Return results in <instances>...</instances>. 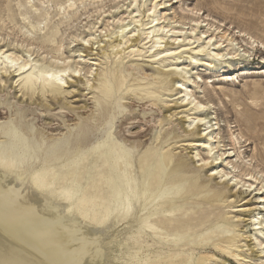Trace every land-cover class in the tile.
Listing matches in <instances>:
<instances>
[{
    "label": "bare ground",
    "instance_id": "1",
    "mask_svg": "<svg viewBox=\"0 0 264 264\" xmlns=\"http://www.w3.org/2000/svg\"><path fill=\"white\" fill-rule=\"evenodd\" d=\"M170 2L131 0L132 9L122 13V16L127 14V19H137L134 23L140 22V26H143L142 32L133 26L132 33H138L133 41L140 43L139 35L144 36L142 40L150 44L149 52L153 51L150 58L157 60L163 54L175 56L183 51L190 54L188 65H176L169 72L155 71V74L161 75V82L170 76L168 87L172 86L177 91L182 106H190L189 110L194 112L193 117L186 116L188 121L179 120L178 125L182 133H194L196 138L191 142L196 147H202L206 157L193 160L199 157L196 152L190 161L195 169L205 171L210 181L218 180L216 186L211 189L206 187L200 180L199 172L194 171L188 179H178L179 170L168 168L170 162L164 161L156 152L146 153L139 160L136 171L133 151L141 143H132L125 150L118 143L116 135L123 139V144H127L139 137L130 135L141 132L148 125L146 132L170 126L173 123L169 119L171 115H162V107L155 101L131 98L127 102L125 97L116 112L107 106L85 105L74 109L76 114L72 118L58 114L59 121H44L37 115L38 112L43 114L45 110L54 112L62 108L47 102L32 101V98L28 102L14 96L17 105L25 103L29 107H36L34 115L38 122L31 134L18 129L14 122L0 127V264H203L207 260L210 262L216 251L223 256L240 258L241 254L230 248L235 237L243 238L244 233H238L242 227L235 230L236 224L216 222L220 218V208H233L239 194L237 191L252 188L254 183L251 179H258L252 173H235L236 167L229 161L226 164L230 166L229 170L222 166L227 159L234 157L238 163L243 158L234 150L227 155L226 152L219 153L215 145L216 128L213 129L208 113L211 107L193 98L192 90L188 88L189 83L194 81L186 76L190 61L197 63V56L208 58L209 61L203 65L213 68L214 62L223 64L237 58L240 61L247 52L243 50V54H239L237 50L229 49L232 46L230 40H226V45L225 41L222 42L226 33L220 40L214 35L204 37L207 32H201L198 38L191 37L190 34L194 35L200 24L199 13L194 8L188 13L197 16V19L191 20L194 24L187 31L170 26L175 16L164 25L166 15L162 12H167V8L173 6ZM74 6L73 2L66 8L72 9ZM100 11L99 8L96 10ZM144 18L149 22L144 23ZM122 20L118 18L117 22ZM118 29L124 32L123 26ZM188 31L189 36H185ZM237 33V38H248L252 48L255 44L264 48L263 42L245 30ZM55 34L52 33L43 42L53 43ZM203 37L206 42L199 44ZM78 38L80 36H73L72 42ZM169 38L172 42H168ZM0 41H4V38ZM81 41L88 43L89 40L82 37ZM186 41L187 44L173 48L175 42ZM120 44L121 41H118L115 47ZM163 44V50L156 52ZM54 52L58 54L59 48ZM31 56L29 51L23 58L0 48V66L5 72L13 69L10 74H14V77L27 73L20 80L30 85L32 95L36 90L33 87L38 82L44 89L47 85L64 89L63 85L69 84L68 78L74 80L80 73V68L66 59H54L53 66L37 68ZM86 56L78 55L79 59ZM127 68L133 80L148 76L141 64L131 63ZM123 84L124 80H116L115 84L105 86L102 93L109 97ZM3 92L4 88H1L0 94ZM2 112L0 120L8 114L5 109ZM117 116L119 126L113 130ZM96 126L103 127L99 136L95 134ZM134 129L136 131L133 132ZM147 135L145 133L141 137ZM171 138L168 133L158 148L162 149L161 146ZM230 140L235 146L238 143L237 135L230 133ZM243 164L250 167V164ZM245 176H249L248 179H243ZM254 190L259 192L262 186ZM258 200L256 206L262 204L264 208V196L260 194ZM205 206L209 207L202 208ZM253 211L257 209H248L250 215L244 226H255L258 235L254 234L253 237L257 246L261 247L260 253H264V221L252 215ZM224 244L228 246L225 248ZM153 246H158L160 254H155L151 259L149 255ZM163 247L168 250L174 248V251L166 255ZM196 250L205 251V255L193 258Z\"/></svg>",
    "mask_w": 264,
    "mask_h": 264
},
{
    "label": "rangeland",
    "instance_id": "2",
    "mask_svg": "<svg viewBox=\"0 0 264 264\" xmlns=\"http://www.w3.org/2000/svg\"><path fill=\"white\" fill-rule=\"evenodd\" d=\"M130 1L0 0V40L4 38V41H0L1 49H7L23 58H26V51H29L32 54L31 60H34L32 63H35L37 68L53 66L54 59H66L73 66L76 65L78 69L80 68V73L74 80H82V82H74L68 78L69 84L63 85L64 89L51 85H47L44 89L38 82L33 87L36 90L32 95L30 85L20 80L27 73L14 77V74H10L13 69L5 72L0 66V89L4 88V92L0 94V114L3 113V109L8 112L7 116L0 120V127L14 122L17 123L18 129L28 134L36 129L38 122L34 115L36 107H29L25 103L17 105L14 96L21 100L32 98V101H40L42 104L47 102L62 108L61 111L48 112L45 110L43 114L38 112L37 115H40L44 121H59L58 114L72 118L76 114L74 109L85 105L107 106L112 112H116L125 101L122 100L125 97L127 102L131 98L150 99L159 103L162 107V115L172 116L169 119L173 123L168 127H159L152 132H146L148 125L142 128L141 132L130 135L129 137H139L131 139L127 144H123V139L115 134L118 143L125 150L129 149L132 143H141L133 151L136 171L138 172L139 160L146 153L156 152L164 158V161L170 162L168 168L173 167L179 170L178 179H188L193 171L199 172L203 184L209 189L214 188L215 182L218 180L210 181L205 176V171H202L201 168L195 169L190 161V157H193L196 152L199 157L193 158V160L206 157L205 151L202 147H196L191 142L196 138L194 133L190 135L182 133L181 126L178 125L179 120L188 121L186 116L193 117L194 112L189 110L190 106H182L177 91L173 90L172 86L168 87L170 76L166 81L161 82L159 79L161 75L155 74V71L169 72L176 65H188L190 54L183 51L175 56L163 54L157 60L150 58L153 51L149 52L150 44H145L147 40H142L144 36L139 35L140 43L133 41L138 34L132 33L133 26H136L140 32L143 31V26H140V22L134 23L137 19L131 21L127 19V14L122 16V13L132 9ZM174 1L171 0L170 3L173 6L168 7L167 12H162L163 15H166L164 25H167L169 20L175 16L174 23L169 25L176 29H185L184 32L187 31V28L194 24L191 20L197 19V16L188 13V10L194 8L199 13L200 24L194 35L188 31L185 36L190 34L191 37L198 38L201 32H207L204 37L214 35L217 40H220V37L226 33L222 42L225 41L226 45L228 44L226 40H230L229 44L232 46L229 49L237 50L239 54H243V50L247 52L246 57H242L240 61L237 58L223 64L214 62L213 68L203 65L205 61H209L204 56H197V63L190 61L188 66L189 74L186 78L194 81V83H189L188 88L192 90L193 98L211 107L208 113L212 119L213 129L216 128L215 145L218 146L217 150L219 153L226 152V155L234 150V153H240L243 158L238 163L235 162L234 157L227 159L222 166L229 170L230 166L226 165L229 161L236 167L237 172L235 173L245 175L252 173L258 179L257 181L251 179V182L254 183L252 188L245 187L240 192L237 191L239 194L233 208L225 210L220 208V218L216 222L236 224L238 226L235 230L242 227L238 233H244V239L235 237V242L230 248L232 251L239 252L240 258L223 256L216 251L212 260L204 261L203 264H222L223 262L226 264H264V253H260L261 247L257 246L253 237L254 234L258 235L255 226H244L245 220L250 215L248 209L256 208L257 211H253L252 215L264 221L262 204L256 206L260 194L264 196V181L260 183L262 179L264 180V175L258 173L264 174V48L258 44L253 45L252 48L248 38L236 37L239 30H245L255 39L264 43V0H178L177 4H174ZM73 2L75 6L72 9L66 8L69 3ZM60 6L62 9H59ZM98 8L101 10L100 12H96ZM181 9L183 10L181 11ZM118 18L124 20L117 22ZM112 20H114L113 23ZM143 22L148 23L149 19L144 18ZM129 23L131 25L128 27ZM71 26L74 27L71 28ZM120 26H123V33L122 29H118ZM52 33H56L52 39L53 43L43 42L48 40ZM90 34L93 35L90 36ZM76 35L80 38L76 39V42H72L73 36ZM82 37L88 39V43L81 41ZM204 37L199 41V44L206 42L203 40ZM118 41H121V44L119 47H115ZM168 42H172V39L169 38ZM28 44L30 46H26ZM183 44H187V41L184 43L175 42L173 48ZM57 48L60 51L58 54L54 52ZM163 48L164 44L156 52ZM167 48L168 46H166ZM137 50L142 52H137ZM79 54L88 56L79 59ZM131 63L141 64L147 70L148 76L141 77L139 80L131 79L130 69L127 68ZM116 80H124L123 86L118 90L115 89L109 97L105 96L102 93L103 88L115 84ZM148 92L154 94L151 95ZM28 102L30 101L28 100ZM60 120L63 121V119ZM118 126L119 116L114 120L113 130ZM102 130V126H96L95 134L99 136ZM145 133L148 135L142 138V134ZM168 133L172 138L166 140V143L161 146L162 149H159V144L164 141V137ZM230 133L238 137V143L235 146L230 140ZM243 163L250 164V167ZM198 164L200 163H196V165ZM248 177L245 176L243 179H248ZM187 185L188 182H186ZM261 186V191L254 190ZM202 196L203 194L198 198ZM243 206L248 208H243ZM229 236H235V234H229ZM239 240L243 241L236 242ZM227 246V244L223 245L225 248ZM237 247L242 248L236 249ZM170 249L163 247L166 255L174 251V248ZM151 250L152 253L149 255L151 259L155 254H160L158 246L151 247ZM204 255L205 251L196 250L193 258L198 259Z\"/></svg>",
    "mask_w": 264,
    "mask_h": 264
}]
</instances>
